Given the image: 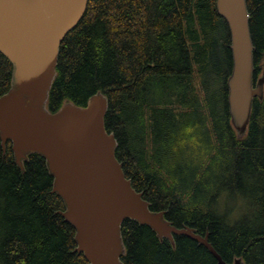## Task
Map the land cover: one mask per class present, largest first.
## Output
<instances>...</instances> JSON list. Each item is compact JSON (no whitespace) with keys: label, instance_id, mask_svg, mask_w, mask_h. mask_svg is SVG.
<instances>
[{"label":"trees","instance_id":"16d2710c","mask_svg":"<svg viewBox=\"0 0 264 264\" xmlns=\"http://www.w3.org/2000/svg\"><path fill=\"white\" fill-rule=\"evenodd\" d=\"M253 83L264 75V0H246ZM231 68L226 24L215 0H90L61 42L46 107L107 99L105 128L132 187L177 228L208 233L226 263L264 264V95L238 138L227 107ZM12 65L0 54V96ZM45 161L23 171L0 146V264H87L74 229L57 214ZM123 264H217L197 242L172 245L125 220Z\"/></svg>","mask_w":264,"mask_h":264},{"label":"water","instance_id":"95a60500","mask_svg":"<svg viewBox=\"0 0 264 264\" xmlns=\"http://www.w3.org/2000/svg\"><path fill=\"white\" fill-rule=\"evenodd\" d=\"M90 0H0V54L12 65L11 86L0 96V146L6 144L23 171L29 154L43 158L52 178L51 194L64 205L58 211L74 229V252L87 264H123L121 226L125 220L148 227L172 245L185 236L204 247L217 264L226 263L208 241V233L177 228L154 212L126 178L115 156L114 134L105 128L107 99L100 92L84 106L66 103L50 112L46 103L56 71L59 47L82 19ZM226 24L231 68L226 80L230 123L244 137L254 98L264 95V75L253 83V43L246 0H215ZM230 264H243L240 258Z\"/></svg>","mask_w":264,"mask_h":264},{"label":"flooded vegetation","instance_id":"af4514ba","mask_svg":"<svg viewBox=\"0 0 264 264\" xmlns=\"http://www.w3.org/2000/svg\"><path fill=\"white\" fill-rule=\"evenodd\" d=\"M255 83H256V82H255ZM255 83H254V84H255Z\"/></svg>","mask_w":264,"mask_h":264}]
</instances>
